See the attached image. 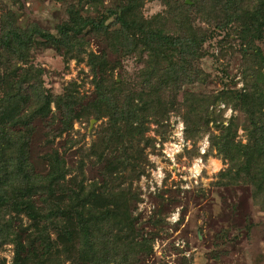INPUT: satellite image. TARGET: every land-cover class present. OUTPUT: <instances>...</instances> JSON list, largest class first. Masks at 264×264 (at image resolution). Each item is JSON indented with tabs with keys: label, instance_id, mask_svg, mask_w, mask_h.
<instances>
[{
	"label": "trees",
	"instance_id": "trees-1",
	"mask_svg": "<svg viewBox=\"0 0 264 264\" xmlns=\"http://www.w3.org/2000/svg\"><path fill=\"white\" fill-rule=\"evenodd\" d=\"M164 1L166 13L150 19L143 17L135 0H123L100 16L96 0H91L94 11L87 16L70 5L68 19L56 26L55 35L35 27L22 30L12 12L3 19L0 237L13 244V264H62L64 260L69 264H128L129 257L151 252V241L139 234L128 216L127 193L106 187L108 178L117 181L115 172L125 170L128 158L124 146L142 140L146 117H154L153 121L161 124L170 111L181 115L185 138L192 141L212 123L217 132H209V150L227 164L219 172L217 183L249 186L254 206L264 213V54L260 46L264 39V0ZM192 15L201 17L207 28L193 26ZM109 17L114 26L107 24ZM167 19L174 25L172 33L160 25L170 24ZM225 30L229 34L219 40V49L223 51L227 43L224 38L230 33L238 40L242 85L234 87L222 81V88L211 94L184 89L206 82L207 75L195 63L208 54L204 43ZM89 33L100 37L111 52L120 51L125 57L136 54L142 59L137 87L125 78L112 76L113 66L106 52L87 50L84 35ZM32 34L54 45L66 59L81 60L86 55L94 88L90 101L82 104L71 91L53 95L43 87L40 67L29 63ZM26 82H31L29 93L21 90ZM178 89L183 91L180 102L163 100L162 91ZM220 103L225 108H237L248 119L243 127L245 142L235 139L234 116L223 123L224 109L214 108ZM77 105L79 109H74ZM52 107L60 115V131L71 128L74 118L107 117L100 145L103 149L123 148L120 151L124 154L105 168L102 186L67 178L70 169L56 150L45 155V174L34 171L28 155L30 135L35 120L45 121L51 114V121L55 119ZM62 251L66 257L60 260Z\"/></svg>",
	"mask_w": 264,
	"mask_h": 264
},
{
	"label": "rangeland",
	"instance_id": "rangeland-1",
	"mask_svg": "<svg viewBox=\"0 0 264 264\" xmlns=\"http://www.w3.org/2000/svg\"><path fill=\"white\" fill-rule=\"evenodd\" d=\"M122 1L96 0L98 16L107 14V8ZM135 2L143 17L148 19L165 14L168 7L164 0ZM70 5L80 15L87 16L94 11L91 0H0V33L3 19L12 12L15 23L22 30L35 27L55 35L56 26L68 19ZM190 20L193 26L207 28L201 17L192 15ZM167 21L170 24L160 22V25H164L167 32H174V25L170 19ZM111 22L112 18L107 24L114 26ZM220 34L204 43L208 54L195 63L207 75L206 82L187 85L184 89L211 94L222 88V81L234 87L242 85L239 69L242 53L238 40L230 33L224 38L227 43L220 51L219 40L223 41V36L229 32L225 30ZM84 36L88 51L107 53V60L113 66V77L125 78L136 87L139 85L142 59L136 54L125 57L120 51H109L106 43L91 33ZM30 40L29 63L40 67L43 87L49 93L60 95L71 91L80 97L82 104L94 97L86 55L81 60L66 59L43 37L32 34ZM260 46L264 54V39ZM212 54H217L218 59ZM29 84L31 82L22 86L23 93H29ZM182 94L180 89L164 90L162 98L176 103L182 100ZM79 107L77 105L74 109ZM214 108L224 109V124L234 116L235 139L245 142L246 116L237 108H225L223 103ZM52 109L53 121L52 114L45 121H34L28 143L29 161L34 171L45 174L48 171L45 155L56 150L70 169L67 178H82L87 185L96 183L102 186L106 178L103 175L105 168L124 154L120 151L123 148L103 149L100 145L107 117L98 120L93 116L74 118L71 128L60 131V115L54 107ZM153 118L146 117L145 133L138 144L135 140L126 142V168L115 172L117 181L108 178L106 187L108 191L127 193L132 225L152 243L151 252H140L135 257L137 259L129 257L128 264H264V213L254 206L249 186L217 183L219 172L227 164L209 150V132H217L212 123L205 126L206 131L201 132L200 138L192 141L185 138V126L178 112L170 111L161 124ZM192 166L196 172L200 170L199 174L193 172ZM34 201L39 202L36 195ZM13 219L19 223L17 218ZM51 236L55 237L52 231ZM14 250L12 243L0 237V264H13ZM63 252L59 254L60 260L66 257ZM62 264H69V261L64 260Z\"/></svg>",
	"mask_w": 264,
	"mask_h": 264
},
{
	"label": "built area",
	"instance_id": "built-area-1",
	"mask_svg": "<svg viewBox=\"0 0 264 264\" xmlns=\"http://www.w3.org/2000/svg\"><path fill=\"white\" fill-rule=\"evenodd\" d=\"M177 135H178V134H177ZM196 163H197V162H196ZM192 170H193V172L196 173V174H199V172H200V170L196 172V169H195L194 166H192Z\"/></svg>",
	"mask_w": 264,
	"mask_h": 264
}]
</instances>
